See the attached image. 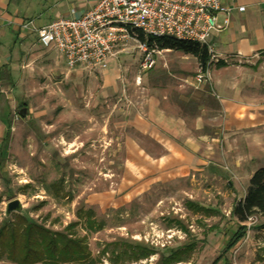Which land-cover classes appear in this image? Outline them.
Returning <instances> with one entry per match:
<instances>
[{"label": "rangeland", "instance_id": "1", "mask_svg": "<svg viewBox=\"0 0 264 264\" xmlns=\"http://www.w3.org/2000/svg\"><path fill=\"white\" fill-rule=\"evenodd\" d=\"M43 15L40 24L54 19V11ZM9 46L1 50L9 67L0 81V145L4 117L11 116L12 129L0 154V224L21 212L60 231L79 219L80 208H92L99 223L91 229L80 219L76 226L88 238L90 264H161L189 244L176 264H211L223 253L238 222L231 215L233 193H242L244 182L210 164L191 167L169 152L161 135L162 109L174 116L182 107L194 130V117L200 128L206 123L197 105L217 106L206 94L213 93L210 79L198 81L195 57L160 50L156 64L143 71L138 43L129 40L100 70L68 66L36 33ZM263 222L257 215L246 223V237L220 264H264ZM136 246L149 250L148 257L130 256ZM0 264L15 263L4 257Z\"/></svg>", "mask_w": 264, "mask_h": 264}, {"label": "crops", "instance_id": "2", "mask_svg": "<svg viewBox=\"0 0 264 264\" xmlns=\"http://www.w3.org/2000/svg\"><path fill=\"white\" fill-rule=\"evenodd\" d=\"M223 1L236 8L244 6V9H235L233 21L227 29L211 37L216 62L208 69L213 93L207 89L206 94L215 96L212 100L217 106L213 107L209 102L196 106V113L198 108L203 110L202 118L206 123L202 126L205 130L200 128L199 117H194L197 121L194 130L187 127L188 114L182 107L174 116L162 109L160 128L164 130L161 135L166 148L171 154L177 153L179 160L199 170L210 164L212 170H228L233 176L231 181H243L242 193L238 190L233 193L239 200L246 195V180L264 166V0ZM95 2L0 0V81L3 69L9 67L2 60L1 50L5 45L12 47L21 37L34 33L31 29H22L23 22L33 19L36 26L47 24L50 21L41 24L37 21L44 13L53 11L54 19L80 16ZM199 70L200 67L197 72ZM173 118L176 121L174 126ZM146 124L150 129V124L144 122ZM172 137L175 141L180 140V145L172 142Z\"/></svg>", "mask_w": 264, "mask_h": 264}, {"label": "built area", "instance_id": "3", "mask_svg": "<svg viewBox=\"0 0 264 264\" xmlns=\"http://www.w3.org/2000/svg\"><path fill=\"white\" fill-rule=\"evenodd\" d=\"M235 9L244 6L236 8L223 0H96L80 16L58 17L39 26L29 19L21 28L33 30L39 42L56 48L71 67L105 69L127 42L134 40L142 52L145 71L156 64L155 55L161 49L140 41L136 32L199 41L206 44L214 61V46L208 40L227 29ZM209 78L208 69H200L198 81Z\"/></svg>", "mask_w": 264, "mask_h": 264}, {"label": "trees", "instance_id": "4", "mask_svg": "<svg viewBox=\"0 0 264 264\" xmlns=\"http://www.w3.org/2000/svg\"><path fill=\"white\" fill-rule=\"evenodd\" d=\"M140 41H146L150 46H157L161 50H178L182 53L192 55L199 63L202 71H206L212 65V55L206 44L191 40H181L175 37H152L144 34L141 30L136 32ZM23 115V112H21ZM7 127L6 136L0 145V154L3 152V143H8L11 135V116L3 118ZM3 156V154H2ZM244 198L236 200L231 215L237 219L236 228L229 238L221 253L212 264L220 263L223 255L234 248V246L247 235L246 223L250 217L264 215V166L252 173ZM198 209H210L198 206ZM211 211V210H210ZM209 211V212H210ZM78 218L69 223L63 230H53L30 219L24 213H14L0 224V260L8 258L15 264H62V263H93V255L88 244L86 235H80L76 226L80 219L85 220L93 229L99 223L94 217L92 208L78 210ZM101 224L99 228H101ZM259 230L264 229V222L259 225ZM192 244L184 248H177L170 255L163 257L161 264H176L184 258L186 252L191 251ZM133 252L124 250L123 253L130 254L136 260L148 257L149 250L141 246L131 248ZM122 253V254H123ZM121 253L117 256H122Z\"/></svg>", "mask_w": 264, "mask_h": 264}, {"label": "water", "instance_id": "5", "mask_svg": "<svg viewBox=\"0 0 264 264\" xmlns=\"http://www.w3.org/2000/svg\"><path fill=\"white\" fill-rule=\"evenodd\" d=\"M17 205H18V200L16 199L15 201H12V202L9 203L8 208L10 210H13V209L16 208Z\"/></svg>", "mask_w": 264, "mask_h": 264}]
</instances>
